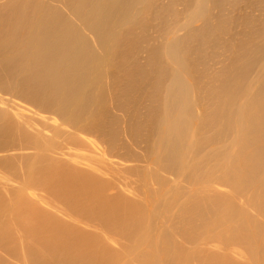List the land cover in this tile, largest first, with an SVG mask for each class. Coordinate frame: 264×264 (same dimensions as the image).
Instances as JSON below:
<instances>
[{"label": "bare ground", "instance_id": "obj_1", "mask_svg": "<svg viewBox=\"0 0 264 264\" xmlns=\"http://www.w3.org/2000/svg\"><path fill=\"white\" fill-rule=\"evenodd\" d=\"M0 264H264V0H0Z\"/></svg>", "mask_w": 264, "mask_h": 264}]
</instances>
